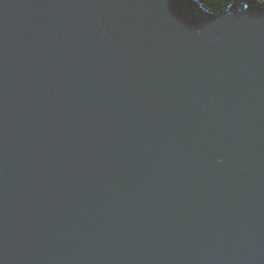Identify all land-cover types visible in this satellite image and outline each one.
<instances>
[{
  "label": "water",
  "instance_id": "obj_1",
  "mask_svg": "<svg viewBox=\"0 0 264 264\" xmlns=\"http://www.w3.org/2000/svg\"><path fill=\"white\" fill-rule=\"evenodd\" d=\"M0 264H264V3L0 0Z\"/></svg>",
  "mask_w": 264,
  "mask_h": 264
},
{
  "label": "trees",
  "instance_id": "obj_2",
  "mask_svg": "<svg viewBox=\"0 0 264 264\" xmlns=\"http://www.w3.org/2000/svg\"><path fill=\"white\" fill-rule=\"evenodd\" d=\"M227 1H231V0H203L205 5L216 9L222 8Z\"/></svg>",
  "mask_w": 264,
  "mask_h": 264
},
{
  "label": "rangeland",
  "instance_id": "obj_3",
  "mask_svg": "<svg viewBox=\"0 0 264 264\" xmlns=\"http://www.w3.org/2000/svg\"><path fill=\"white\" fill-rule=\"evenodd\" d=\"M257 1H261L262 3H264V0H257ZM241 0H232V3L235 4V3H240Z\"/></svg>",
  "mask_w": 264,
  "mask_h": 264
}]
</instances>
